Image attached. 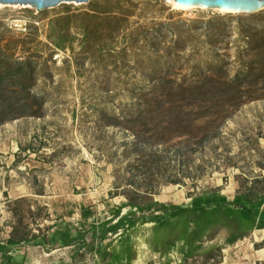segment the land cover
I'll return each mask as SVG.
<instances>
[{"label":"rangeland","instance_id":"rangeland-1","mask_svg":"<svg viewBox=\"0 0 264 264\" xmlns=\"http://www.w3.org/2000/svg\"><path fill=\"white\" fill-rule=\"evenodd\" d=\"M237 194L264 216V8L0 4V264H264L258 230L170 250L189 217L240 232L230 212L123 208ZM17 215L37 239L5 247Z\"/></svg>","mask_w":264,"mask_h":264},{"label":"crops","instance_id":"crops-1","mask_svg":"<svg viewBox=\"0 0 264 264\" xmlns=\"http://www.w3.org/2000/svg\"><path fill=\"white\" fill-rule=\"evenodd\" d=\"M234 198L235 196H233V199H228L225 202L223 197L218 195L215 198L213 197V201H211L208 207L206 208H203L204 205H200V207L193 208L194 205L192 204L187 207L168 206L167 204H162L161 202L155 200V202L162 204L164 208L157 207L156 209L152 210V212L154 215L160 214L162 216V219L160 221H157L158 225H174L175 223H177V216H175V214L173 213V211L175 210H178L180 212L185 210L183 213L193 212L198 215L204 216L210 215L211 213L218 211L227 212L228 210H233L235 208L231 205ZM184 224L185 225L182 233L176 238H174L169 245L170 250L173 248L177 249L182 257L193 254L197 247L203 244V241H213L216 240V238H220V243L222 242L226 244L230 236V232H228L226 228L215 227L214 229H212L211 223L201 224L196 217H189L188 221H185ZM196 234H198V237L195 238V240H192V236H195ZM158 252L164 251L161 249L158 250Z\"/></svg>","mask_w":264,"mask_h":264},{"label":"trees","instance_id":"trees-1","mask_svg":"<svg viewBox=\"0 0 264 264\" xmlns=\"http://www.w3.org/2000/svg\"><path fill=\"white\" fill-rule=\"evenodd\" d=\"M251 191L252 190L250 189L246 196H249V194H251ZM249 201H250L249 199L244 200L243 197L237 194L233 202L231 203V205L235 208L233 210H228L227 212H230L233 218L239 223L238 228L240 229V232L236 230H230V236L227 240V244L232 245L236 243L237 240L246 237L248 233H251L254 230L264 229V216L258 219L255 213L253 212V209L249 207V203H250ZM17 202L19 201H16V203ZM157 207L164 208L162 204H159L154 200H151V202L148 204H139L133 198H129L128 202L123 206V208H132L137 210L138 212H145V211L150 212ZM197 207H198L197 204L193 206V208H197ZM28 214H32V212L29 210ZM119 215H120V209L116 212L115 216H119ZM15 217H16V222L11 227L12 230L9 238L5 242L6 243L5 247L18 246L22 243H27L37 239V236L28 229L27 225L24 224L23 216L17 215ZM155 219L156 220L154 222L160 221L162 219V216L157 215ZM241 232H243L244 234H242Z\"/></svg>","mask_w":264,"mask_h":264},{"label":"water","instance_id":"water-1","mask_svg":"<svg viewBox=\"0 0 264 264\" xmlns=\"http://www.w3.org/2000/svg\"><path fill=\"white\" fill-rule=\"evenodd\" d=\"M89 0H0V4L31 5L37 10L55 7L62 2L86 3ZM184 8H216L228 12L250 14L264 8V0H170Z\"/></svg>","mask_w":264,"mask_h":264},{"label":"bare ground","instance_id":"bare-ground-1","mask_svg":"<svg viewBox=\"0 0 264 264\" xmlns=\"http://www.w3.org/2000/svg\"><path fill=\"white\" fill-rule=\"evenodd\" d=\"M170 2L177 9L189 10V9L194 8V7H192V8H184V7H181V6L177 5L173 1H170ZM24 8H27V7H24ZM218 10L221 11V12H226L225 10H220V9H218ZM254 238L257 241L263 240L264 239V229L256 231ZM263 252H264V250H260V251H257V252L249 251L245 255L247 257V260H250L252 262V261H254L255 258H260L262 256ZM232 262H233L232 257L230 256V254L227 251H225V258L223 259L222 264H232Z\"/></svg>","mask_w":264,"mask_h":264}]
</instances>
